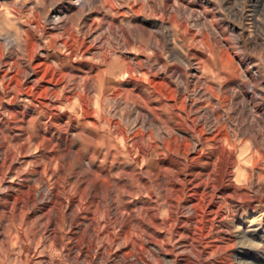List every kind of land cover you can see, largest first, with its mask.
<instances>
[{
	"label": "rangeland",
	"instance_id": "rangeland-1",
	"mask_svg": "<svg viewBox=\"0 0 264 264\" xmlns=\"http://www.w3.org/2000/svg\"><path fill=\"white\" fill-rule=\"evenodd\" d=\"M53 18H60L61 28L59 27L57 30L52 28ZM117 30L118 35L114 32ZM28 31L33 33L39 47L34 52V58L53 55L52 42L54 40L59 42L62 53L67 54V48L63 47L62 43H70L71 41L70 44L77 50L76 63L81 62L99 68L104 73L102 77L105 79L116 73H122L125 69H135L137 63L142 73L149 76L150 79H155L157 83L159 82L154 89L155 93L164 96L165 99L168 98L170 101L173 99L176 105L184 104L182 111H185H181V114L188 116V121L194 119V110L202 112L197 127L203 125V122H206V128L210 126L211 119L205 114V111L215 105V97L220 98L221 104H223L221 113H225L224 116L229 118L228 125L231 128L229 130L235 133V138H230V141L235 143L234 149L229 145L227 146L222 139L219 141L216 139L206 142L209 148L200 155L191 152L188 155L182 151L168 154L163 151L161 157L154 156L152 158L150 154L141 159L139 164L133 163L130 157H126L127 164L124 165L123 174L117 175L115 171L113 172L116 178L119 176V180L123 179L119 190L113 192V200L122 212H124L125 205L128 206L129 210L132 209L136 222L131 227L127 240L131 241L132 238L129 235L134 236L136 234V238L141 241L142 238L139 236L136 225L138 222L145 221V225L149 226L148 218L145 216L147 211L151 209L158 211L157 215L160 214V216L158 215L160 221L170 217L167 204L168 200L175 198L173 185L178 183L180 179L177 175L179 172L186 177L192 174L196 176L198 173L197 177H200L199 179L207 186H211L217 183L220 175L221 165L219 164H222L221 162L226 160V156L231 154L233 156L232 161L236 160L234 166H228L229 172L233 171L235 176L240 177L242 166L252 175L250 182L245 181L239 185L243 192H247L253 198V205L251 209H248L245 204L240 203L241 207L235 208L232 201L229 202L220 195L215 196L214 212L218 213L217 217L230 230L227 232L216 227L212 228L207 239L210 247L204 246L208 252L202 264H220L228 253H231L230 264H264V126L256 124L253 120L252 112L248 110V102L242 100V95H240L242 91L236 88L237 84L227 87L224 84L226 81L224 73H228L235 74L248 86H252L255 83L250 80V76L255 74L254 76L259 78L256 84L261 85L262 83L260 88L264 89V0H0V58L3 62H14L17 61V58H24V50H26L24 46L28 40L26 38ZM11 38L15 44L9 48L7 42ZM86 46L91 47V51L82 56L81 50ZM104 58H107L106 61ZM65 69L69 70L67 66ZM83 73L85 74L86 71L76 75L78 81L75 82L79 84L77 85L81 89L83 84L81 75ZM244 76L245 79H243ZM71 79L73 80V78L66 77V80L70 81L71 89L69 91L73 92L75 88L73 89ZM163 82H166L168 86L162 85ZM86 85L88 88L86 86L85 93L81 91V95L89 100L88 104L92 107L99 84L90 80ZM171 91H175V93L172 94ZM111 93H106V96L112 101L103 103L105 110L110 112L109 118L111 117L112 121L117 122L119 115L122 114L125 129L129 134H132L140 120H135L133 113L128 114L126 112L123 95L115 98ZM144 93L147 96L149 91L145 90ZM255 97H257L256 101L254 100L255 104H263L264 106V99L261 100L258 95ZM164 105L168 106L169 102H164ZM43 117L45 122L49 120L48 116ZM3 119V109L0 107V129L5 126ZM15 124L19 126L20 121L16 120ZM66 124L67 122L63 121L59 124L62 129L59 127L51 131H49L51 128L47 124L45 132L51 134L52 140L55 143L59 139L63 142L61 143L62 147H57V143L53 142L43 151L34 147L35 144L32 141L38 140V137L33 129L35 125H29L27 127L28 133L33 136L31 142H28L31 145L30 151L21 156L28 163L38 160V164L33 165V167L47 165L54 172L59 170L61 176L64 177L65 175L61 182V186L65 187V193L61 195L65 204L69 202L67 197L69 193L77 195L76 198L79 202L73 208V215L76 216V230L74 231L75 237L70 240L71 243L69 242L71 231L67 227V223L64 222V226L61 228V233L65 237V250L68 251L75 244H78L79 250H75L74 253L79 255V263L81 264H85L89 259H93V264H105L100 256L102 251L104 259H108L107 264H124V261L132 264H185L184 262L178 263V260L186 256L195 257L201 248H199L196 239L192 240L186 234V231L192 227V223L187 221L190 214L185 208L192 206L194 211H197V223L194 227L199 230L202 189H196L188 183L184 186L177 210V219L183 230L171 233L167 225L156 228L160 235L159 246L161 245L160 247L164 249L161 257L156 256V251L152 250L151 247L149 248L150 251L145 249L146 252L145 250L141 251L140 247L136 246V252L126 256L119 253V249L114 248L112 254L109 255L99 241L95 242V249L89 248L86 242H82L81 238L86 239L92 233L93 218H97L103 223V206L99 204L101 198L94 201L90 196L87 198V196L81 195V191L87 186L86 178L89 180V174H93L92 172L95 171L94 165L88 166L89 158L95 151L93 149L99 150V147L89 135L85 134L79 138L76 132H71L68 136V140L73 142L70 157L63 163L59 161L65 150V130L63 129L67 127ZM11 129L6 134L11 139V145L14 149H17L20 144L27 143L30 134L21 136L20 133H15ZM156 140L159 141V139H155L152 143L161 145ZM143 141L141 144L144 146L149 143L147 140ZM188 143L192 145L189 140ZM100 147V153L103 154L105 151L104 144L102 143ZM217 147L224 153L216 151ZM223 149H226L227 152ZM228 151H233V153H228ZM76 153L84 160L82 164L78 163L77 158L74 157ZM253 155L258 162L257 166L250 168V164L240 165L243 158L248 157L250 160V156ZM199 156H201L199 163H193ZM236 161L239 166H237ZM86 166L90 168L88 169ZM192 166L196 167L195 170L192 169ZM24 168L22 167V169ZM28 169L29 167H26V170ZM156 172L159 175H156ZM30 177L35 176L30 175ZM45 177L49 189H54V177L50 173L46 174ZM74 177H78L79 182L72 188L70 186L71 182L75 181L73 180ZM154 180H158L156 182L158 186ZM34 188L35 190H44L42 183L35 184ZM69 189L72 191L69 192ZM196 191L198 194L194 196ZM50 197L52 198V196H47V202H50ZM62 212V218L66 220L69 214L64 209ZM49 213L52 215L53 212L49 211ZM46 214L47 212L43 213L39 219L45 218ZM128 214L129 211H126L122 219H125ZM212 215L209 214V216ZM252 220L254 223L249 227L251 225L249 222ZM39 222L40 220L35 224H39ZM43 229L44 224H41L39 230ZM258 229L260 232L258 242H261L263 254L257 261H251L248 257L243 256L242 250L248 245L252 246L246 233ZM118 230L116 229V231ZM160 230H164L163 233ZM27 231L26 228L25 232ZM104 240L100 239L102 242ZM48 242L46 247L49 246ZM87 252L88 254H86ZM2 264L15 263L13 259L4 257ZM16 264L18 263L16 262Z\"/></svg>",
	"mask_w": 264,
	"mask_h": 264
},
{
	"label": "bare ground",
	"instance_id": "bare-ground-1",
	"mask_svg": "<svg viewBox=\"0 0 264 264\" xmlns=\"http://www.w3.org/2000/svg\"><path fill=\"white\" fill-rule=\"evenodd\" d=\"M59 20L60 18L52 19L54 22L52 26L53 29L57 30L60 27ZM114 32L118 35V30ZM26 38H28V40L25 42L24 46L26 50L23 49L24 58H17V61L14 62H3L2 58H0V107L3 109V122L5 123L4 128L0 129V264H2V258L4 257L13 259L15 264L16 262L18 264H81L79 263V255L74 253L75 250H79L78 244H75L74 247L66 251L65 237L61 233V228H63L64 222H66L67 227L71 231L69 242L75 237L76 216L73 215V208L75 204L79 202L78 198H76L77 195H75V193H69L67 196L69 202L67 201L68 203L65 204L64 199L61 197V195L65 193V187L61 186V182L64 180L63 178L65 175L64 177L61 176L59 170L58 172H54L51 168L47 167V165L44 167L43 165L42 167H33V165L35 166L38 164V160L28 163L21 157L30 151L31 145H29L30 143L28 142H31L33 136L28 133L29 130L27 127L29 125H35L33 129L38 137V140L32 141L34 142L33 144H35L34 147L43 151V149L54 142L51 134L45 132L47 124L51 128L49 131H51L52 129H58L60 127L59 124L63 121L67 122V127L65 126L66 128L63 129L65 130V150L63 156L60 157L61 159L58 158L59 161L63 163L70 157L71 145L73 142L72 140H68V136L71 132H76L79 138L83 137L85 134L89 135L90 138L92 137V139L95 140L96 145L99 147V150L97 148L93 149L95 151L89 158L88 166L91 167V165H94L95 171L92 172L93 174L89 172V180L86 178V184L89 187L86 186L84 190L82 189L81 195L83 197L87 196V198L90 196L94 201L101 198L99 204L103 206V223L97 218H93V224L91 226V232L93 234L91 233L86 239L81 238L82 242H86L89 248L95 249V242L99 241L103 249L109 255L112 254L111 252L114 248L119 249V253L126 256L132 255L136 246H139L141 251L151 247L153 248L152 250L156 251V256L159 255L161 257L164 249L160 247L161 245L159 246L160 242L158 239H160V235L156 228H161V226L165 227L167 225L171 233L183 230L177 219V210L178 201L182 197L184 186L188 183L196 189H202L200 194L201 216L199 218V230L194 227L197 223V211L195 212L192 206L185 208L187 213L190 214V218L187 221L192 223V227L189 228V225L187 226L189 229L186 231V234L192 240L196 239L201 249L195 257H183L181 260H178V263L202 264L208 252L207 248H204V246L210 247L207 239L209 238V233L212 228L216 227L221 231L226 230L227 232L230 230L229 227L217 217L218 213L214 212L215 196L220 195L229 202L232 201L235 208H239L240 203H243L245 207L251 209L253 198H251L247 192H243L239 184L242 185L245 181L250 182L252 175L248 173L246 169L244 170L242 166L240 168V177L235 176L232 173L233 171L229 172L230 168L228 166H234L236 160L235 159L234 162L232 161L233 156L231 154H228L226 160L221 162L222 164H219L221 165V171H219L220 175L217 179V183L211 186H207L206 183H203L199 179L200 177H197L198 173H196V176L192 174L186 177L180 173L179 170V174L177 175L180 179L178 183L173 185L175 187V198L172 197L173 200H168L167 204L170 217L160 221L158 217L160 214L158 213L157 215L158 211H155V209L147 211L145 216L148 218L149 226L145 225V221L138 222L136 225L142 240H138L135 234L134 236L129 235L132 239L128 241L127 236L136 221L131 211L132 209L129 210L128 206L125 205V207L123 206L124 212H122L119 209L120 207L117 208L115 205L113 192L114 190H119V187H121L120 183L123 179L119 180V176L116 178L113 172L115 171L117 175L123 174L124 165L127 164L125 160L126 157H130L133 163L139 164L142 161L141 159L150 154L152 158L154 156L161 157L163 151L168 154L182 151L186 154L191 152L192 154L200 155L209 148L206 142L215 141L216 139H218V141L222 139L223 142H226L227 146L229 145L234 149L235 143L231 142L230 138L234 139L235 133L229 130L231 129L228 125L229 118L224 116L225 113H221L223 104H221L220 98L215 97V105L205 111V114L211 119L209 122L210 126L206 128V122H203V125L197 127V123L200 121L199 116H202V112L194 110V119H191V122L188 121V116L186 117L181 114V111L184 109V104L180 103V105H176L173 99L170 101L168 98L165 99L164 96L155 93L154 89L159 82L157 83L155 79H150L149 76L142 73L137 63L135 64V69L128 70V68L123 70L122 73H116L112 77L105 79L102 77L104 73L99 68L97 69L92 65L83 64L81 62L76 63L75 57L77 50L70 44L71 41L70 43H62L63 47L67 48V54L62 53L59 42L54 40L52 42L54 49L53 55H43L34 58V52L39 48L38 44L32 32L28 31L26 33ZM13 44H15V41L12 38L9 39L7 46L11 48ZM90 48L88 46L82 48V56L89 54L91 51ZM106 59L107 58H104L105 61ZM66 66L69 70L65 69ZM82 71H86V73H83V75L80 74L83 81L81 89L78 87L79 84L75 82L77 80L76 75L82 73ZM224 74L226 75V81L224 83L226 87L228 85L237 84L236 88L242 91L240 94L242 95V100L248 102V110L252 112L251 115L253 116V120L256 124H262L264 126V106L263 104H258L259 102L257 103L258 105L255 104L257 98L255 96L258 95L261 100L264 99V89L260 88L262 83L261 85L256 84L259 78H256L254 76L255 74H251L250 80L255 84L248 86L245 82L240 80L238 76L236 77L235 74ZM67 76L73 78V80L71 79L73 81V89L75 88L73 92L69 91L71 88L69 86L70 81L66 80ZM245 76L243 79H245ZM258 77L260 76L258 75ZM90 80L93 82L96 81L99 84L92 107L88 104L89 100L81 95V91L85 93L86 84ZM162 85L168 86L166 82H163ZM145 90L149 91L147 96L144 93ZM108 92H112L115 98L123 95L122 98L126 112L128 114L133 113L135 120H140L132 134H129L125 129L122 114L119 115V120L117 122H114V120L112 121L110 119L111 117L109 118L110 112L105 110L103 105L106 101H112L106 96ZM173 93H175V91L172 92V94ZM164 102H169V105H164ZM45 115L49 117V120H46L47 122L44 121L43 116ZM16 120L20 121L19 126H16ZM10 129L15 133H20L19 135L21 136H26L27 133L30 134L27 138V143L20 144L17 149H14L11 145V139L7 137L6 134ZM155 139H159V141H156L161 145L152 143ZM143 140H147L149 143L144 146L141 144ZM188 140L192 142V145L188 143ZM62 142L63 141L60 139L56 140L57 147H62ZM102 143L105 146L103 154L100 153V146H102ZM225 150L223 149V151ZM216 151L224 153L220 148ZM229 152L231 151H228V153ZM231 153H233V151ZM74 157L77 158L80 164L84 161L78 153H76ZM164 157H166L165 154ZM109 158H111V160H109ZM245 158L240 161V165L246 166L250 164V168L257 166L258 162L254 159V155L250 156V160L248 157ZM200 160L201 156L193 163H199ZM162 161L165 162L164 160ZM157 166L159 167V165ZM237 166H239V164H237ZM22 167L25 168L22 169ZM26 167H29V169L26 170ZM90 167L86 166L88 169ZM194 168L196 167L192 166V169ZM158 172H160V170H158ZM48 173L54 177V189L52 190L49 189L50 187L45 177ZM157 174L159 175V173L156 172V175ZM30 175H34L35 177H30ZM50 180L51 178L49 182ZM73 180L75 181L71 182L70 186L72 188L78 184L79 178L74 177ZM157 181L154 180V183L156 184ZM39 183L43 184V191L35 190L34 185ZM156 185L158 186V184ZM71 191L72 190L69 189V192ZM197 194L198 192L196 191L194 196ZM47 196H52V198L50 197V202H47ZM63 209L69 214L66 220L62 218ZM45 211L47 212L45 218L42 220L39 219L42 217L43 213H46ZM49 211H51V213L53 212L52 215H50ZM126 211H129V214L126 215L125 219H122ZM210 213L213 215L209 216ZM39 220V224H35ZM253 223L254 220L250 221L249 224L251 225L249 227H251ZM41 224H44L43 230H39ZM26 228L28 229L27 232H25ZM116 229H119V232L116 231ZM163 231L160 230L161 233H163ZM258 234H260L259 229L252 230L248 234L246 233V236L249 238L248 241L252 243V246H246L242 250V254L251 259V261H257L263 254L261 251V242H258V238L260 237H258ZM171 235L170 237H172ZM100 239L105 240L102 242ZM164 239L167 238L164 237ZM47 242L49 243L48 247H46ZM228 250L230 249L228 248ZM86 254H88V252ZM100 256L104 263L107 264L106 261L108 259H104L103 251L100 253ZM230 256L231 253L224 256L220 264H230ZM92 260L89 259L88 262L85 260V264H93ZM124 264L132 263L124 261Z\"/></svg>",
	"mask_w": 264,
	"mask_h": 264
}]
</instances>
